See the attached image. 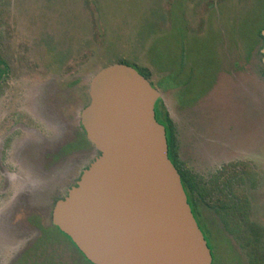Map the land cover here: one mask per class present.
Masks as SVG:
<instances>
[{"label":"rangeland","instance_id":"1","mask_svg":"<svg viewBox=\"0 0 264 264\" xmlns=\"http://www.w3.org/2000/svg\"><path fill=\"white\" fill-rule=\"evenodd\" d=\"M261 28L264 0H0V69L6 66L0 75V180L4 173L8 181L0 190V264L37 236L31 226L49 227L53 202L96 156L91 146L73 153L66 147L77 136L90 77L121 59L146 69L175 107L176 154L184 168L207 179L228 163L249 164L253 180L244 177L243 185L249 210L238 236L200 209L217 264H248L251 248L264 249V109L249 100L243 101L250 104L246 112L235 108L226 84L250 79L251 98L259 88L264 92L255 33ZM183 63L177 81L189 80L185 97L210 90L187 112L179 104L181 86L166 85L167 70ZM24 173H37L44 185L33 186Z\"/></svg>","mask_w":264,"mask_h":264},{"label":"water","instance_id":"2","mask_svg":"<svg viewBox=\"0 0 264 264\" xmlns=\"http://www.w3.org/2000/svg\"><path fill=\"white\" fill-rule=\"evenodd\" d=\"M260 52L264 62V41ZM88 93L80 118L99 154L55 203L52 222L92 264H211L155 119L159 93L121 62L98 69Z\"/></svg>","mask_w":264,"mask_h":264},{"label":"flooded vegetation","instance_id":"3","mask_svg":"<svg viewBox=\"0 0 264 264\" xmlns=\"http://www.w3.org/2000/svg\"><path fill=\"white\" fill-rule=\"evenodd\" d=\"M261 30H264V28H261L259 30L260 35H261ZM257 37L261 40V38L259 36H257ZM262 37H263V39L261 40V44L258 48V52L260 55V62L262 65H264V62L262 61V54L260 52V49H261L263 41H264V36H262ZM251 45H252L251 40H250V43H249V41L246 42V53H249L251 51ZM121 60L123 62H126V61H124V59H121ZM118 62H120V61H118ZM123 62H121V63H123ZM0 63H1V61H0ZM127 64L129 66H131L132 68H134L138 72V70L133 65H130V63L128 61H127ZM131 64H134V63H131ZM184 65H185L184 63H183V65L178 64L176 67V71H173L172 73H169V71L167 70V78L169 77V81L167 82V84L166 83H164V84L168 85L170 88H173L176 86H178V87L181 86L180 87L181 91L179 93V97H180V99H179L180 103L179 104L181 105V110L187 112L191 108V105H197L199 103V101L202 102V99L205 97V94L208 93V91H210V90L206 91L205 89L202 88V89L198 90V92L191 94V95H188V98H186L185 97L187 94L186 85L189 82V80L188 79H182L181 82L177 81L178 80L177 78L180 77V74L183 73L182 69H183ZM2 67H3V70L6 69L5 65H3ZM3 70L0 69V75H1V72L3 73ZM190 71H192V70L190 69ZM146 79L148 80L151 87L156 89V91L159 93V96L157 97V99L155 100V103H154V115H155L156 120L160 124H162L164 127H166L167 121L163 117V114H165L168 121H169V124L171 125L172 129L174 130V128H176V121H177L176 114H175V107L174 106L170 107L166 103V100H164V98H163L162 92L160 91L159 87L156 86L155 83L152 81L151 75L149 72H148V76L146 77ZM89 81H90V79H89ZM89 81H88V88H87L88 102H89V93H88ZM246 82H251V83H246ZM246 82H244L241 85L242 81L239 80V82L237 81L236 83L230 82V84L229 83L226 84V85H230L231 88H233V91H232L233 94L231 96L232 97L231 101L233 102L232 104L235 105V108L242 106L241 109L243 108V106H245L244 111L246 112V110L248 109V106L252 103V101H255V105L257 107H259V111H262V109H264V92H262V90L259 88L258 90H256L257 94L251 98L250 92H246V91H248V88L245 85H249V84L253 85V84H252V81L250 79H246ZM216 85H217V82H214L210 89H212V90L215 89ZM237 94H242L243 98L237 97ZM245 100L246 101L249 100L250 104L249 105L244 104L243 101H245ZM88 102L81 108V110L88 104ZM241 109L239 110L240 112H241ZM81 110L79 112V117H78L77 136L74 139L73 143H69L68 146L66 147L68 153L69 152L73 153L75 149H80V150L85 151V149H87V147H89V146L94 147L92 145V143L87 139L85 129L81 123V118H80ZM184 118L190 120L191 117H185L184 116ZM233 122L234 123L236 122L235 118H233ZM228 126L231 129L233 128L234 125H233L232 121H230ZM183 128L185 131L188 130V126H186V125L183 126ZM98 154H99V152L96 150V156L92 160H90L87 163V165H85L84 167L81 168L77 178L74 180V183L69 185V187L66 189L65 193L62 195V198H64L67 195L68 190L72 186H74L76 184V182L79 180L83 170L86 169L90 165V163L98 156ZM27 162H31V160L25 161L24 164ZM234 162H239V161H234ZM2 163L4 164V162H1V158H0V171L2 169ZM31 163L35 167L34 162H31ZM231 163H233V162H231ZM24 164H23V166H24ZM247 166L249 167V164H247ZM23 170H24V167H23ZM35 171H36V169H35ZM2 176H3V179L0 180V182H1L0 190L4 191L7 188V182L8 181L6 180L4 173L2 174ZM24 177L27 178L28 180L32 181L33 186L37 185L38 187H40L42 184L44 185V182H41V181L38 182V179L40 177H39V175H37V173L34 177H29L24 173ZM248 179H249V184H251V181L253 179H250V178H248ZM35 188H37V187H35ZM246 195H247V193H246ZM247 197H248V195H247ZM62 198H60V197L56 198L55 201L53 202V205H52L51 210H50V217H49L50 225H49V227H45L44 229H42L40 227L38 228L36 226H31L35 230L38 231L37 236L35 238H33L32 240H30L27 245L21 247L15 255L10 256L7 264H75L76 263L75 261H77L78 263L92 264L77 249V247L71 241V239L65 233H63L52 222L53 207H54L55 203ZM20 205H21V203H20ZM20 205L17 204L15 206V208L19 207ZM28 205L29 204L23 203L22 206H24L26 208ZM190 208H191V212H192V214H193V216H194V218L198 224V227L201 230L204 239L206 240V244L208 246L209 245V239L211 238V235H210L211 233H210L209 229L206 227V223L202 219L201 211L200 210L197 211V210L193 209L191 207V205H190ZM4 238H6V237L4 236ZM2 240L3 239L1 238L0 242L4 241V240L3 241ZM60 248H63L66 251V254L63 257L60 256V254H59ZM76 254H78V257H76Z\"/></svg>","mask_w":264,"mask_h":264},{"label":"trees","instance_id":"4","mask_svg":"<svg viewBox=\"0 0 264 264\" xmlns=\"http://www.w3.org/2000/svg\"><path fill=\"white\" fill-rule=\"evenodd\" d=\"M259 30H256V35L262 40ZM138 72L145 78L148 76L146 69H139ZM163 117L167 121V126L164 127L167 156L180 175L189 206L191 205L197 211L205 208L213 212L224 232L231 236H238L242 231L243 222L247 220L249 210V199L243 189L244 177L253 178L249 167L245 162H233L221 167L207 179L197 177L184 168L177 159L174 130L165 114ZM208 247L212 256L211 264H217L216 251L212 246L208 245ZM246 262L264 264V249L251 248L246 253Z\"/></svg>","mask_w":264,"mask_h":264}]
</instances>
